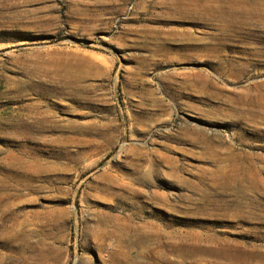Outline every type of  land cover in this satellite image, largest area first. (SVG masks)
I'll use <instances>...</instances> for the list:
<instances>
[{
	"label": "rangeland",
	"instance_id": "rangeland-1",
	"mask_svg": "<svg viewBox=\"0 0 264 264\" xmlns=\"http://www.w3.org/2000/svg\"><path fill=\"white\" fill-rule=\"evenodd\" d=\"M0 264H264V0H0Z\"/></svg>",
	"mask_w": 264,
	"mask_h": 264
}]
</instances>
